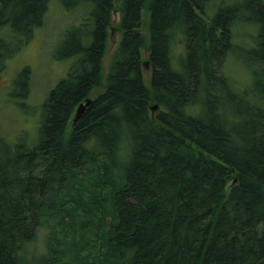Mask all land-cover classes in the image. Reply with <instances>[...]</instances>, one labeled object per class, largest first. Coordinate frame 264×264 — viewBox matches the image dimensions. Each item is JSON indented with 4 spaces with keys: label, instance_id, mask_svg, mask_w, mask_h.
<instances>
[{
    "label": "trees",
    "instance_id": "1",
    "mask_svg": "<svg viewBox=\"0 0 264 264\" xmlns=\"http://www.w3.org/2000/svg\"><path fill=\"white\" fill-rule=\"evenodd\" d=\"M238 1L208 16L210 0H58L90 11L60 42L59 59L77 58L41 105L36 142L0 137V264H264L263 35L244 54L258 64L252 89L235 93L219 74L237 19L264 30L262 0ZM48 3L0 0V72ZM114 13L120 38L104 76ZM39 227L47 252L27 259Z\"/></svg>",
    "mask_w": 264,
    "mask_h": 264
},
{
    "label": "rangeland",
    "instance_id": "2",
    "mask_svg": "<svg viewBox=\"0 0 264 264\" xmlns=\"http://www.w3.org/2000/svg\"><path fill=\"white\" fill-rule=\"evenodd\" d=\"M149 2L150 0H146V6ZM210 2L207 3L206 7L208 16H212L220 6L227 8L239 5L238 0H210ZM261 2L264 3V0ZM255 10H245L243 13H239L241 20L247 16L256 15L258 17L259 14ZM89 11L90 7L87 4L65 10L61 8L58 0H49L42 25L35 28L31 38L15 50L12 56L5 59L4 67L0 72V137L7 142H14L21 137L29 145L36 142L42 117L41 105L50 90L66 76L69 68L77 58V55H75L59 59L57 53L60 42L65 32L77 27L88 16ZM148 20L149 13L143 9L139 31L146 41L145 44H148L149 38ZM112 21L113 29L109 31L106 52L103 58L104 76L108 73L113 51L120 38V32L117 30V13L112 14ZM204 21L206 25H210L209 19L206 18ZM258 24L260 25L259 21L250 24L249 22L242 23L237 19L231 27L233 47L225 56L219 74L228 77L234 86L235 93H238L239 90L247 91L253 88L254 80L250 73H253V69H256L258 64H254L255 61L247 63L244 54L253 50L257 33L262 34L264 37V30L261 29V26L258 27ZM177 35L172 43L170 56L172 67L179 69V61L185 54V46L183 38L179 33ZM11 46L13 47L14 44H11ZM146 54L145 50H141L143 62L148 61ZM24 69L29 73L27 81L17 82L18 75ZM148 70L150 73V68ZM144 76L147 78L146 75ZM97 92H101V90L99 89L95 93ZM252 93L255 94L254 91L250 90L249 99ZM92 97L94 96L91 95L88 99ZM252 100L253 97L250 101ZM153 106L151 105V107ZM46 243L47 230L41 227L37 228L35 238L25 244L23 251L25 257L31 259L46 254Z\"/></svg>",
    "mask_w": 264,
    "mask_h": 264
},
{
    "label": "water",
    "instance_id": "3",
    "mask_svg": "<svg viewBox=\"0 0 264 264\" xmlns=\"http://www.w3.org/2000/svg\"><path fill=\"white\" fill-rule=\"evenodd\" d=\"M142 72L146 77H149V61H145L141 64ZM91 104V99L86 98L83 102H81L75 109L74 117H73V124H75L83 115L85 109ZM157 108L156 105L151 107V111H155Z\"/></svg>",
    "mask_w": 264,
    "mask_h": 264
}]
</instances>
